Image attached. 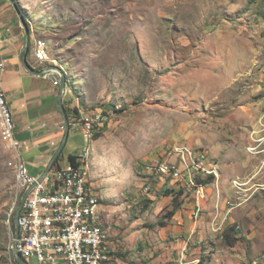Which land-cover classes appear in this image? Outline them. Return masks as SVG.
I'll list each match as a JSON object with an SVG mask.
<instances>
[{
  "label": "rangeland",
  "instance_id": "rangeland-1",
  "mask_svg": "<svg viewBox=\"0 0 264 264\" xmlns=\"http://www.w3.org/2000/svg\"><path fill=\"white\" fill-rule=\"evenodd\" d=\"M18 1L53 64L66 70L79 107L106 111L91 181L112 201L104 227L113 250L116 237L126 247L106 264L166 260L163 243L174 237L161 223L174 197L165 190L180 186L149 176L145 165L182 144L220 161L223 202L236 203L228 228L238 242L229 246L224 233L192 242L194 264H264V0ZM17 190L15 159L0 134V264H18ZM193 199L187 190L178 202Z\"/></svg>",
  "mask_w": 264,
  "mask_h": 264
},
{
  "label": "built area",
  "instance_id": "built-area-1",
  "mask_svg": "<svg viewBox=\"0 0 264 264\" xmlns=\"http://www.w3.org/2000/svg\"><path fill=\"white\" fill-rule=\"evenodd\" d=\"M4 33L0 31V134L5 148L15 159V180L18 193L24 192L37 183L27 195L18 218L19 237L13 239L11 250L17 251L30 264H106L114 261L112 236L102 224L100 194L91 181L90 156L95 132L107 121L104 110H84L77 105L70 116V124L77 128L87 143L76 159L79 165L70 161L63 167L50 171L42 181L31 174L23 151L29 146L27 140L16 136V123L2 87L6 64L3 57ZM36 61L35 68H44V76L59 84L61 74L50 68L54 65L45 39L34 37L31 47ZM56 65V64H55ZM63 68V67H62ZM67 75L66 70L63 68ZM45 125V124H44ZM175 155V159L171 158ZM145 172L160 180L170 179L186 190L193 191L195 217L203 212V203L208 188L215 186L222 194L223 177L220 161L202 147L187 144L175 146L166 158L155 157L145 165ZM212 177V182L202 180ZM214 190V189H213ZM212 190V191H213ZM231 209L234 201H227ZM219 230L222 224L214 220ZM32 260V261H31Z\"/></svg>",
  "mask_w": 264,
  "mask_h": 264
},
{
  "label": "crops",
  "instance_id": "crops-1",
  "mask_svg": "<svg viewBox=\"0 0 264 264\" xmlns=\"http://www.w3.org/2000/svg\"><path fill=\"white\" fill-rule=\"evenodd\" d=\"M0 31L4 33L5 37L3 57L6 64L2 77V87L13 112L16 123V136L29 142V146L24 149L23 155L30 172L37 177H41L65 134V122L59 102L61 79L59 84H55L54 79L44 75L32 74L25 68L21 55L26 33L15 7L9 0H0ZM34 37L36 35L34 29H32L30 30L29 47H33ZM28 60L31 64H35L36 58L32 52L28 53ZM42 69L44 68L39 70ZM68 80L63 101L65 106L73 109L77 108L80 102L78 94L74 91V84H72L70 78ZM79 137L82 139L79 140ZM86 143L83 134L77 128L71 126L66 145L62 151L64 153L65 150H68V153L67 155L62 154L59 167L67 165L70 155H79ZM55 169L56 166L51 171ZM98 192L100 199L108 201V205L103 207V202L101 203L102 207L100 206L102 224L104 225V222L108 223L112 217L108 208L112 201L108 197H103L100 190ZM223 196L221 194L219 198L216 190L208 191L200 217H195L193 213L194 201V205L181 206L172 218L164 221L165 225H162L160 232L174 237L173 240L163 243L167 244V251L163 254L168 260V264H194L196 260H193L192 254L188 253L190 243L200 241L207 243V240L216 242L213 239L218 237L220 233L226 234L229 229L228 225L231 224L230 218L233 209L230 206L228 209L226 208L227 202H223ZM215 219L216 222L222 224V228L219 230L213 225ZM107 227L105 228L111 230V226ZM227 233L232 235L230 231H227ZM111 236L113 235L111 234ZM225 236L224 240L227 241ZM116 241L117 245L114 246V252H117V254H114L116 255L114 262H119L121 259L119 250H126V247L124 243L120 244L123 239L116 237ZM188 256L191 258L188 259ZM160 259H163V257L157 254L154 260L158 264H163Z\"/></svg>",
  "mask_w": 264,
  "mask_h": 264
},
{
  "label": "water",
  "instance_id": "water-1",
  "mask_svg": "<svg viewBox=\"0 0 264 264\" xmlns=\"http://www.w3.org/2000/svg\"><path fill=\"white\" fill-rule=\"evenodd\" d=\"M13 6L15 7L19 17H20V20H21V24L22 26L24 27L25 29V33H26V36H25V43H24V47H23V50H22V55H21V58H22V61H23V64L25 66V68L32 74H35V75H44L45 74V70L42 69V70H39L37 68H35L28 60V53H29V41H30V28L28 26V23H27V20H26V17L21 9V5H19V1L17 0H9ZM50 68L54 69V70H57L59 71V73L61 74V86H60V95H59V102H60V107H61V110H62V113H63V117H64V122H65V134H64V137H63V140L59 146V148L57 149V151L55 152V154L53 155L52 159L50 160L45 172L43 173V175L41 177H39L38 181H42L46 175L52 170V168L54 167V164H55V161L57 160V158L60 156V154L62 153L65 145H66V142H67V139H68V136H69V132H70V128H71V124H70V119H69V116L66 112V109H65V105H64V101H63V95L65 93V90H66V87H67V83H68V77L67 75L64 73L63 71V68L58 66V65H51ZM37 183H34L33 185H31L23 194L22 196V199H21V202H20V205L16 211V215H15V227H16V232H15V239L17 240V238L19 237V233H20V228H19V224H18V218H19V215L21 213V210L23 209V206L25 204V201H26V198H27V195L29 194V192L32 190V188L36 185ZM15 260L18 261L19 264H30L28 261H26L22 256L21 254L17 251V248H16V241H15Z\"/></svg>",
  "mask_w": 264,
  "mask_h": 264
},
{
  "label": "trees",
  "instance_id": "trees-1",
  "mask_svg": "<svg viewBox=\"0 0 264 264\" xmlns=\"http://www.w3.org/2000/svg\"><path fill=\"white\" fill-rule=\"evenodd\" d=\"M18 1V0H17ZM19 5H20V3H19ZM21 9H22V11H23V13H24V9H23V7L21 6ZM24 15H25V17H26V20H27V23H28V26H29V28H30V30H31V27H30V23H29V21H28V19H27V15L24 13ZM31 52V46L29 47V53ZM65 109H66V112H67V114L69 115V117L71 116V114H72V112L74 111V110H76L75 108H73V110L72 109H70V108H68L67 106H65ZM106 112V111H105ZM99 132L97 131L96 133H95V137L97 138L98 136H99ZM62 154L63 153H61L60 154V156L57 158V160L55 161V164H54V166H56V168H59V161L61 160V157H62ZM69 161L71 162V163H73L74 165H79L80 163H77L76 162V159L78 158V155H75V154H72V155H70L69 157ZM212 177H208V178H206V179H204V180H202V182L204 183V184H209V183H211L212 182ZM165 192H166V195H173V197H174V207H173V210L172 211H170V213H169V217L170 218H172L174 215H175V213L177 212V210L179 209V208H181V203H179L178 202V198H179V196L180 195H182L184 192H186V189L184 188V187H180L179 189H176L175 187H169V188H167L166 190H165ZM161 225H165V222H162L161 223ZM231 228H233V227H230L227 231H230V229ZM227 231H226V236H225V238L227 239V241L230 243V244H235V243H237L238 242V240H239V237H235V236H233V235H230V234H228L227 233ZM16 261V260H15ZM17 263H18V261H16ZM19 264V263H18Z\"/></svg>",
  "mask_w": 264,
  "mask_h": 264
}]
</instances>
